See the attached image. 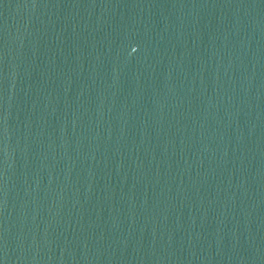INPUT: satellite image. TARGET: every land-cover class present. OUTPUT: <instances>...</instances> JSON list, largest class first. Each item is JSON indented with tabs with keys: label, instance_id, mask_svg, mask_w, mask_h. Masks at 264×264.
I'll return each instance as SVG.
<instances>
[{
	"label": "water",
	"instance_id": "water-1",
	"mask_svg": "<svg viewBox=\"0 0 264 264\" xmlns=\"http://www.w3.org/2000/svg\"><path fill=\"white\" fill-rule=\"evenodd\" d=\"M0 264H264V0H0Z\"/></svg>",
	"mask_w": 264,
	"mask_h": 264
}]
</instances>
